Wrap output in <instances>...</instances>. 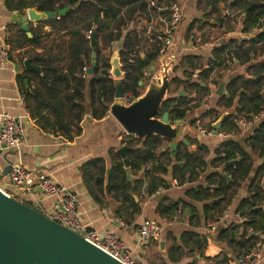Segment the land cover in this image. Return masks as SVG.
Here are the masks:
<instances>
[{"label": "trees", "instance_id": "1", "mask_svg": "<svg viewBox=\"0 0 264 264\" xmlns=\"http://www.w3.org/2000/svg\"><path fill=\"white\" fill-rule=\"evenodd\" d=\"M221 1L205 0V4L211 7L210 13L213 14L215 22L219 26H224L229 15L220 14ZM173 2L179 0L17 1L16 7L21 10L30 7H37L41 11L68 8L58 18L40 21L42 29L31 27L32 38H29L18 25V35L10 39L14 49H25L22 61L32 58L34 64L42 66V72L35 73L40 78V87L33 89L32 97L37 102V110L49 109L52 112L54 121L49 125L55 132L69 139L81 134V122L86 113L88 94L94 118L101 119L108 113L115 100L118 81L110 74L114 43L121 47V61L126 71V76L121 79L125 95H130L132 100L142 94L140 82L145 79L144 71L158 60L159 49L157 39L155 47L142 57L139 44L150 25H153L151 28L153 34L157 37L162 35V19L168 14L163 8ZM227 7L234 14L238 10L242 11L240 14L243 20L242 32L249 36L242 41L232 39L215 47L212 51L213 57L207 64H202L200 57L197 56L183 57L180 63L183 65L184 78L174 76L172 83L175 85V91H169L171 96L163 103L161 112L168 111L173 120L186 119L190 103L194 101L191 92L206 93L209 90V83L206 80L211 78L213 72L225 65L228 60L233 63L238 60L246 69L244 73L234 76L227 82L228 94L218 95L216 104V108L222 107L223 110L229 111L222 121L220 130L231 133L237 131L240 119H250L252 115L256 116L264 110V59L256 60L259 49L264 47V32L252 37L253 27L261 17H264V0H228ZM131 22L134 24L133 29L124 35V30ZM210 22L209 15H205L203 19L190 24L189 28L193 29L196 23H200V27L203 28ZM45 26H49L50 30H45ZM89 30L93 31L98 42L97 64L92 75L86 74L83 70L85 67L89 69L92 65L93 47L90 46L91 39L87 34ZM260 43H263L261 47ZM198 70H202L198 74L202 81H192V76ZM84 75L86 77H83ZM224 76L220 75L223 79ZM211 83L219 84L215 78ZM181 86H184L185 96H179L177 93ZM234 107L236 109L231 111ZM132 137L133 134H127L122 142L131 147L127 155L133 170L148 167L145 173L150 178V194L155 193L160 186L164 188L170 186L164 177L169 173L170 167L172 178L184 184L197 180L208 166L206 156L209 148L206 145L198 143V149L191 151L182 142L174 157L172 150L167 147L169 141L165 138L150 135L139 138L140 143H134L130 140ZM245 146L237 139H226L217 148L213 165L222 166L232 179L228 180L220 172H213L207 177V186L191 188L187 194L194 200L209 201L206 210L221 214L232 200L235 187L248 179L254 167L255 157L263 160L252 180L250 195L243 198L237 207V212L246 220L243 223L232 224L217 236L219 240L226 241L236 257L246 255L256 247L258 238L253 232H264V120L247 137ZM234 159L239 161L235 165L225 167L226 162ZM98 163L94 160L89 165ZM117 171L121 174V179L113 181L114 176L111 173L108 177L112 182L110 188L125 198H132L133 188L130 187L131 182L127 179L122 161L118 164ZM99 180L101 184L103 179ZM12 196L33 207L19 195ZM157 210L162 216L172 220L179 210V204L173 201L162 203ZM180 242L173 243L168 251L170 259L174 262L185 256V248H189L191 243L201 246L206 243V239L197 232L189 231L181 235ZM231 260L232 257L229 255L228 258L225 257L224 262ZM188 264L198 262L191 261Z\"/></svg>", "mask_w": 264, "mask_h": 264}, {"label": "crops", "instance_id": "2", "mask_svg": "<svg viewBox=\"0 0 264 264\" xmlns=\"http://www.w3.org/2000/svg\"><path fill=\"white\" fill-rule=\"evenodd\" d=\"M17 1L19 0H0V48L8 36L13 39L18 35V25L20 24L12 21L13 15L17 14L22 17L27 14V9L21 10L16 7ZM179 2L184 7V18L176 34L174 46V53L179 62L185 56H197L200 57V61L208 62L213 57V49L222 45L226 40L242 41L249 36L242 32L240 23H235L236 25L231 30L229 27L219 26L214 19L203 28L196 23L190 30V24L195 23L198 19H203L206 14L210 13L211 7L205 4V0H179ZM152 26L150 25L144 32L143 40L139 44V52L142 57L149 53L157 42V36L151 32ZM31 27L42 29L39 22L30 23ZM133 27L134 24L131 22L124 30V35ZM44 29L50 30V27L45 26ZM118 46L120 45L117 43L116 48ZM24 50L12 47L9 59L3 64L0 63V117L3 115L13 116L19 118L24 125V137L21 145L0 152V187L4 191L10 195H19L35 209L49 214L53 211L58 197L38 193L30 195L17 193L10 181L11 170L9 168L14 165H23L36 171L40 176L51 178L77 199L84 222L90 227L96 228L101 234H116L132 254L136 264H188L191 261L198 262V264H225V257L228 258L229 255L232 258L236 257L226 241L219 240L217 236L222 230L235 223L234 219L238 214L237 207L243 198L250 195L252 180L257 167L263 161L261 158L255 157L254 167L248 179L241 181L240 185L235 187L232 200L221 214H214L212 210L207 211L206 205L209 201L191 199L187 195L188 190L200 185L207 186V177L213 172H220L222 176L223 174L228 175L222 166L213 165L216 150L226 139L218 136H202V139H199L195 122L191 126L195 135L188 137L190 142L189 145L186 144L188 149L196 151L198 143L209 148V153L206 156L208 166L198 179L180 184L178 180L172 178V168L170 167L169 173L164 175L170 186L166 188L160 186L155 193L150 194V178L145 173L148 167L133 170L130 165L131 178L127 177V179L131 182L130 187L133 188L132 198H125L110 188L112 182L108 177L112 173L113 181L121 179L117 166L121 161L123 163L124 161L117 151L121 146L126 145L122 142L128 134L126 130L110 113V110L103 118H94L88 94L86 113L81 122V134L69 139L55 132L49 125L54 121L52 112L49 109L37 110V102L32 97L33 89L40 87V78L35 74L36 72L25 69V60H21ZM159 62L160 60H157L153 64L158 65ZM234 64L235 66L230 68L231 70L221 82H225L223 95L228 94L227 82L234 76L244 73L246 69V66L238 60ZM174 70L175 75L184 78L183 69ZM145 78L149 79L148 76ZM25 79H28V86L25 84ZM145 80L141 82H143L142 86L146 85L147 89L148 84H145ZM219 85L210 84V87L214 88V94L206 96L205 100L208 102L204 103L202 107L188 110V114H193L192 118L199 120L200 115H205L212 109H218L216 104ZM146 89L141 90L142 94ZM180 91L184 92L183 88L179 89L177 93ZM185 95L186 93L183 96ZM191 96L196 99V92ZM194 102L195 100L192 103ZM222 113L228 115L229 111L223 110ZM262 120H264V110L256 116L252 115L250 119H240L237 131L231 132L233 136L230 138L237 139L246 147L247 137L253 133ZM130 140L140 143L136 136ZM196 140L198 142H195ZM94 160L99 162L98 165H89ZM124 169L126 171L125 164ZM100 178L103 179L101 184L99 183ZM170 201L179 204V210L172 220L162 216L157 210L160 204ZM215 220H218L216 228L209 229V225ZM120 221H124L129 227L122 226ZM145 221H155L161 225L162 232L159 240L143 242L136 235L135 228ZM189 231L202 235L206 239V243L201 246L191 243L189 248H185L186 254L181 260L172 261L168 253L170 246L173 243L180 244L181 235ZM253 235L257 236L258 242L262 244L260 264H264V232H253ZM161 241L165 242L164 249L160 248Z\"/></svg>", "mask_w": 264, "mask_h": 264}, {"label": "water", "instance_id": "3", "mask_svg": "<svg viewBox=\"0 0 264 264\" xmlns=\"http://www.w3.org/2000/svg\"><path fill=\"white\" fill-rule=\"evenodd\" d=\"M68 8L58 11H41L37 7L27 9V14L20 17L14 14L12 21L19 23L29 38L33 37L30 23L58 18ZM252 37H255L253 35ZM93 47L92 65L87 73L92 75L97 64V39L91 37ZM121 47L114 49L110 59L111 77L117 79L115 100L110 106V113L122 125L128 134L138 138L150 135L160 136L169 142L167 147L176 156L180 143L190 144L188 137H194L192 125L197 118L176 119L170 117L168 111L162 113L163 103L170 97L169 88L172 85L174 69L178 61L168 60V56L149 67V81L146 91L139 97L127 102L124 85L121 81L126 76L121 61ZM25 69L36 73L42 72V66L33 63L32 58L24 61ZM202 70H198L197 74ZM28 86V79H25ZM143 82H140L142 85ZM225 82L219 85L217 94H224ZM185 93L180 91L179 96ZM227 113L212 123L217 134ZM199 139L202 136L199 135ZM131 149L123 145L118 154L123 158L127 177L131 178L130 160L127 156ZM239 159L225 163V167L235 165ZM11 170V167L9 168ZM223 177L231 179L223 174ZM165 242L161 241L160 248L164 249ZM197 261V260H195ZM0 264H125L100 247L89 242L80 234L64 227L51 219L48 215L30 207L14 198L0 187Z\"/></svg>", "mask_w": 264, "mask_h": 264}, {"label": "built area", "instance_id": "4", "mask_svg": "<svg viewBox=\"0 0 264 264\" xmlns=\"http://www.w3.org/2000/svg\"><path fill=\"white\" fill-rule=\"evenodd\" d=\"M163 9L167 10V16L162 19V35L158 36V49L159 58L168 56V60L178 61L175 53L174 46L176 40V34L179 30V26L184 18V7L180 2H173ZM228 15L231 14L230 10L226 11ZM241 10L235 12L240 15ZM264 32V17H261L252 29V33L256 36L259 33ZM90 38L93 34L92 30L87 32ZM12 52V45L10 37L8 36L1 45L0 48V63H5ZM86 74L88 68L83 69ZM149 68L144 71L145 76H149ZM83 77H86L84 75ZM127 102H130V95H125ZM196 132L200 136L212 137L218 136L222 139H229L233 136L232 133H226L219 131L217 134L213 128H206L200 120L195 123ZM24 137V125L19 118L3 115L0 117V152L7 148L20 146ZM10 181L17 193L30 195V194H48L56 195L58 200L54 204L53 211L48 215L54 221L60 223L64 227L80 234L85 237L92 244L100 247L111 256L120 260L125 264H136L132 254L129 253L127 247L120 240V238L114 233L101 234L96 228L90 227L83 220L82 214L78 208L77 199L72 196L67 190L60 185L56 184L51 178L40 176L32 169H29L23 165H14L10 171ZM12 196V195H11ZM235 223H243L246 219L239 213L235 216ZM122 226L128 228L129 225L124 221H120ZM218 220H215L209 225V229L216 228ZM136 235L143 242H149L153 240H159L161 237L162 228L158 222L145 221L143 224L135 228ZM262 244L257 243L248 254L233 257L231 261L225 264H260L262 259L261 252Z\"/></svg>", "mask_w": 264, "mask_h": 264}, {"label": "rangeland", "instance_id": "5", "mask_svg": "<svg viewBox=\"0 0 264 264\" xmlns=\"http://www.w3.org/2000/svg\"><path fill=\"white\" fill-rule=\"evenodd\" d=\"M227 4H228V0H222L221 1V3H220V6H219V9H220V14L222 15V16H225V15H228L227 14ZM206 15H209V19L210 20H212L213 19V14H211V13H208V14H206ZM227 18V23L224 25V28H231V30L234 28V26L236 25L235 23H240V24H242V27H243V20H242V18H241V16L240 15H237V14H234V13H231L230 15H229V17H226ZM199 25H200V23H198ZM209 25V24H208ZM228 30V29H227ZM59 35H61L60 33H59ZM231 39H228V40H226L224 43H226V42H228V41H230ZM218 40L216 39V42H217ZM239 43V42H238ZM237 43V44H238ZM114 45V47L116 48V45L117 44H113ZM263 45V43H260L259 44V47H261ZM91 46V45H90ZM230 58H231V56H229ZM262 59H264V47H262V48H260L259 49V51H258V54H257V56H256V60L258 61V60H262ZM201 63L203 64H207V62H202L201 61ZM244 65V64H243ZM235 66V64L231 61V60H228L226 63H225V65H223V66H221V67H218L214 72H213V74L211 75V78H209V79H207L206 81L209 83V90L206 92V93H203V92H201V91H198L197 93H196V95H197V98L196 99H194L195 100V102L194 103H190V110H193L194 108H197V107H202V105L204 104V103H206V102H208L207 100H205V98H206V96L207 95H209V94H214V92H213V86H218L222 81H223V78L222 77H220V75H225L226 76V74L227 73H229V71L231 70L230 68L231 67H234ZM183 67V65L179 62V60H178V62H177V65H176V69H183L182 68ZM173 76H175V74L173 73ZM225 76H224V78H225ZM174 78V77H173ZM213 78H215V79H217V81L219 82V84L217 85V84H213V83H211V81H212V79ZM146 79V78H145ZM144 79V80H145ZM191 80L192 81H195V80H197V81H202V79L195 73L194 74V76H192V78H191ZM172 82H173V79H172ZM150 83V81H149V79L147 78L146 80H145V84H149ZM210 84H212L213 86L212 87H210ZM146 86V85H145ZM145 86H142V88H141V90H145L146 89V87ZM181 88H184V86H181L179 89H181ZM169 91L170 92H174L175 91V85H173V83H172V85L170 86V88H169ZM194 93V92H193ZM192 92H191V94H193ZM190 94V95H191ZM171 95V93H169L168 94V96H170ZM236 109V107H234V108H232L231 109V111H234ZM222 111H223V109H222V107H220V109L218 108V109H213L212 111H210L209 113H207V114H205V115H200V117L198 118L201 122H202V124L204 125V127H206V128H212V123L215 121V120H217L223 113H222ZM193 114L191 113V114H188L187 113V117H186V120H189V119H191ZM206 117V118H205ZM242 138H245V137H242ZM223 259V258H222Z\"/></svg>", "mask_w": 264, "mask_h": 264}, {"label": "flooded vegetation", "instance_id": "6", "mask_svg": "<svg viewBox=\"0 0 264 264\" xmlns=\"http://www.w3.org/2000/svg\"><path fill=\"white\" fill-rule=\"evenodd\" d=\"M210 80V79H209Z\"/></svg>", "mask_w": 264, "mask_h": 264}]
</instances>
